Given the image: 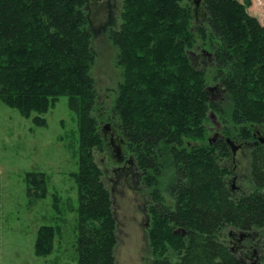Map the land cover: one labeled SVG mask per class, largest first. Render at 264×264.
<instances>
[{
  "label": "trees",
  "instance_id": "obj_1",
  "mask_svg": "<svg viewBox=\"0 0 264 264\" xmlns=\"http://www.w3.org/2000/svg\"><path fill=\"white\" fill-rule=\"evenodd\" d=\"M89 1L0 0V99L23 116L36 112L33 122L45 125L39 114L67 97L79 141L71 264H115L111 194L94 160L105 142L94 114ZM250 5L199 0L203 10H196L195 0H122L119 25L110 30L122 72L110 119L151 188V264H249L232 236L263 243L264 22ZM194 47L203 51L190 53ZM210 109L224 121L225 137L252 141V187L237 196L227 182L226 139L206 138ZM26 180L31 198L46 196L44 172ZM58 229L39 227L36 254L50 253ZM254 263L264 264V249Z\"/></svg>",
  "mask_w": 264,
  "mask_h": 264
},
{
  "label": "rangeland",
  "instance_id": "obj_2",
  "mask_svg": "<svg viewBox=\"0 0 264 264\" xmlns=\"http://www.w3.org/2000/svg\"><path fill=\"white\" fill-rule=\"evenodd\" d=\"M121 5L122 0H92L86 9L95 54L91 66L97 93L94 114L105 142L102 150L94 151V160L111 194L116 222L115 264H151L153 255L148 239L151 188L143 184L142 176L137 173L134 156L124 137H118L123 139L121 144L115 138L117 134H111L115 128L119 132L110 115L122 72L116 63L118 48L109 34L119 25ZM196 10L203 9L196 6ZM247 10L264 22V0H251ZM189 51L198 54L203 49L194 47ZM208 86L214 87L215 84L210 82ZM216 95L215 90L210 92L211 97ZM35 113L23 116L18 109L0 99V264H71L75 261L77 233L78 192L72 175L78 169L79 159L77 118L65 95L60 96L46 112L39 114L45 119V125L33 122ZM223 123L220 115L210 109L205 120L208 128L206 138H209V143L216 142L219 136L226 141L229 138L230 156L224 164L229 171L228 185L237 196L252 187V141L225 137ZM106 128L110 130L105 134ZM216 133L219 136H215ZM261 135L263 137L264 133ZM109 137L120 148L119 158L114 145H109ZM233 147H237L234 154ZM29 172L46 174L47 193L44 198L35 199L27 194L26 174ZM31 190L35 191V188L31 186ZM54 203L58 204L60 213ZM42 225L59 226L53 248L46 255H38L34 249L37 231ZM261 239L263 243L257 246L249 238L237 240L236 233L230 245L237 253L245 255L249 264H253L264 249V237Z\"/></svg>",
  "mask_w": 264,
  "mask_h": 264
},
{
  "label": "flooded vegetation",
  "instance_id": "obj_3",
  "mask_svg": "<svg viewBox=\"0 0 264 264\" xmlns=\"http://www.w3.org/2000/svg\"><path fill=\"white\" fill-rule=\"evenodd\" d=\"M108 130H110V129H109V128H106V131H105L104 133L106 134V132H107ZM114 131H115V133H114ZM114 131L111 130V132H112L111 134H113V135H114V134H117V135L115 136V138H117L118 143H121V144L124 143V142H123V139H120V140L118 139V137L120 138L121 133H120V132H117L116 128L114 129ZM260 132H261V133H264V130L262 129ZM215 136H219V134L216 133ZM219 137H221V136H219ZM219 137H218V138H219ZM246 140H248V139H246ZM111 142H112V139H111V137H109V145H114V142H112V143H111ZM251 146H252V145H251ZM114 148H115V150H116V156L119 158V157H120L119 154L121 153V152H120V148H119V146H117V145H116V146L114 145ZM238 148H239V147H238ZM232 153H233V151H232ZM233 154H234V153H233ZM128 163H129V164H131V163L133 164V161L131 162L130 160H128Z\"/></svg>",
  "mask_w": 264,
  "mask_h": 264
},
{
  "label": "water",
  "instance_id": "obj_4",
  "mask_svg": "<svg viewBox=\"0 0 264 264\" xmlns=\"http://www.w3.org/2000/svg\"><path fill=\"white\" fill-rule=\"evenodd\" d=\"M198 2H199V0H195V3L197 4V6H198ZM259 140H260V141H264V138L261 137ZM227 141H230L229 138H227ZM236 148H237V147H233V148H232L233 153H235Z\"/></svg>",
  "mask_w": 264,
  "mask_h": 264
}]
</instances>
